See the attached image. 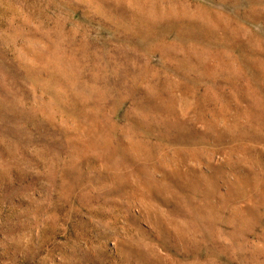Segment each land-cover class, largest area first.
Masks as SVG:
<instances>
[{
	"label": "rangeland",
	"instance_id": "374dc122",
	"mask_svg": "<svg viewBox=\"0 0 264 264\" xmlns=\"http://www.w3.org/2000/svg\"><path fill=\"white\" fill-rule=\"evenodd\" d=\"M0 264H264V0H0Z\"/></svg>",
	"mask_w": 264,
	"mask_h": 264
}]
</instances>
